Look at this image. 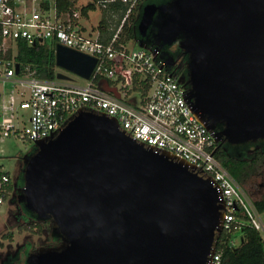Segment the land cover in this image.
Returning a JSON list of instances; mask_svg holds the SVG:
<instances>
[{"label":"water","instance_id":"95a60500","mask_svg":"<svg viewBox=\"0 0 264 264\" xmlns=\"http://www.w3.org/2000/svg\"><path fill=\"white\" fill-rule=\"evenodd\" d=\"M150 28L154 48L143 42ZM136 30L154 59L166 57L155 54L159 45L177 42L186 57L178 80L216 142L264 140V0L146 1ZM54 58L83 79L96 63L60 44ZM22 162L17 201L50 219L60 238L29 252L25 264H207L223 217L209 179L134 140L114 118L79 110Z\"/></svg>","mask_w":264,"mask_h":264},{"label":"built area","instance_id":"2783aa9c","mask_svg":"<svg viewBox=\"0 0 264 264\" xmlns=\"http://www.w3.org/2000/svg\"><path fill=\"white\" fill-rule=\"evenodd\" d=\"M28 1L33 0H0V81L12 83L9 93L0 95V135L33 144L57 133L79 110L102 113L114 118L134 140L185 161L209 179L223 206L221 231L229 233L249 224L264 241V212L255 209L253 200L214 156L213 131L195 116L179 75L170 72L165 59H154L152 49L128 48L118 41V31L106 42L86 34L78 26V11L57 13L53 3L45 8L42 0L28 8ZM139 1L97 0L96 4L101 8L125 5V18ZM19 40L60 44L96 58V63L83 84L40 79L28 67L15 75L8 51ZM97 79L111 81L116 93L102 89ZM135 81L149 83L147 95L142 100L138 94L125 100L126 90ZM23 111L28 112L26 116ZM9 182V174L0 172V203L11 195ZM229 242L235 244L234 239ZM220 259V250L214 246L207 264H220Z\"/></svg>","mask_w":264,"mask_h":264},{"label":"trees","instance_id":"16d2710c","mask_svg":"<svg viewBox=\"0 0 264 264\" xmlns=\"http://www.w3.org/2000/svg\"><path fill=\"white\" fill-rule=\"evenodd\" d=\"M52 1L56 7L57 13H72L76 10L79 12V16L87 17L89 11L95 10L97 0H89L79 8L75 7V0ZM141 1L142 0L136 4V6L128 13L125 18V5L116 4V6L108 5L107 7H100L103 12L97 27L101 28L106 25V11L107 9L109 10L110 8L114 7V10L117 14V24L115 27L119 26L118 32H120L119 35L117 33L118 41L122 43H126L127 40L136 42V40L139 38L138 32L136 30V23L138 13L140 11ZM41 4L43 7L47 8L49 1H42ZM114 30L115 29L112 31ZM145 41H147L146 37L143 39V42ZM146 44L149 45V42L147 41ZM14 52V62L19 65L20 72L24 70L25 67H28L30 70L34 71V75L40 79H56L57 67L55 65L54 49L52 44L42 41L28 45L24 41H18ZM10 55L11 50L8 51V56ZM183 66L184 64L179 67V69L171 68L170 72L180 75ZM98 80L99 79L96 80V84L99 82ZM101 80H104L107 84L109 83L113 85V83L109 80ZM148 88V82L137 83V81H135L132 88L126 90L124 98L127 100L128 96L138 94L139 99L142 100L147 95ZM215 128L218 131L220 130L221 125L218 124ZM215 146L216 148L213 152L214 156L239 185H242L249 174L254 171L256 165L264 160V141H258L256 144L246 143L236 151L230 149V146L223 142H216ZM1 170L3 169L0 166V172L8 173L7 171ZM8 188L11 192L15 191V193H17L11 181L9 182ZM253 204L259 213L264 212V191L257 199L253 200ZM17 210L19 212L18 218L20 219V223H18L19 229L30 230L32 227H35L37 229V233H40L42 230H44L45 233L49 235V245H56L60 242V238L58 236L50 234V227L52 225L50 219H36L30 212L25 210L21 204L18 205ZM242 219L245 218L242 216ZM236 232L240 233L239 242H237L234 237ZM6 237L10 239L11 233L4 235V238ZM230 239H234L235 244H231L229 242ZM215 246L220 250V264H264L263 238L261 234L249 224H245L243 227H241V229L231 231L229 233L221 231ZM30 248L31 244L27 242L25 245H23V247L20 248V251L26 255L32 251L29 250ZM20 256L12 255L8 257L7 261L3 264H13V262L15 263L19 260L21 261L22 259Z\"/></svg>","mask_w":264,"mask_h":264},{"label":"rangeland","instance_id":"374dc122","mask_svg":"<svg viewBox=\"0 0 264 264\" xmlns=\"http://www.w3.org/2000/svg\"><path fill=\"white\" fill-rule=\"evenodd\" d=\"M40 0L28 1L25 3V6L28 8L36 7ZM89 0H75V7L79 8L81 5H84ZM161 2L162 0H158ZM165 1V0H164ZM52 3V0H49ZM103 10L96 4V8L93 11H89L86 19L80 16L79 20L87 26L88 29L94 27L99 21ZM107 12V11H106ZM79 13V12H78ZM110 14V15H109ZM107 16V22L111 28L115 29L113 32L119 31V26L115 27L117 24L116 14H111L109 12ZM112 29V30H113ZM92 30V29H91ZM110 30V31H112ZM120 32H118L119 35ZM125 45L128 48L137 49L140 48L135 41L127 40ZM58 72L64 73L75 83L83 84L85 79L68 72L64 69L57 68ZM4 89V94H8L12 88V83L10 81L0 82V89ZM27 111H23V114L26 116ZM32 147V143L10 135L8 137H2L0 135V166L4 171L9 173V176L18 174L20 157L26 154ZM239 185V184H238ZM239 187L245 192L247 197L250 200L257 199L260 194L264 191V160L259 162L254 171L249 174L245 179L242 185ZM17 200H10L9 197L4 199L0 203V264H3L7 261L8 257L12 255H18L22 259L21 261L13 262V264H25L24 259L26 255L20 251L21 247L27 242L31 244L29 250H36L42 246H49V235L42 230L40 233H37V229L32 227L30 230H21L18 228V223L20 219L18 218V210L16 209ZM11 233V238H4V235ZM237 242L240 239V233L236 232L234 235ZM33 248V249H32ZM22 252V253H17ZM31 252V251H30Z\"/></svg>","mask_w":264,"mask_h":264},{"label":"flooded vegetation","instance_id":"af4514ba","mask_svg":"<svg viewBox=\"0 0 264 264\" xmlns=\"http://www.w3.org/2000/svg\"><path fill=\"white\" fill-rule=\"evenodd\" d=\"M145 1L159 2L158 0H145ZM145 1L144 0L141 1L140 7L142 4H144ZM162 1H164V0H162ZM152 36H153V30L150 28L149 33L145 37H146V40L149 42L148 46L154 48L155 44H154V38ZM148 37H151V38H148ZM147 41H145V43H147ZM158 48H159V50H158L159 55H164L166 57L169 55L171 56L173 64L170 68L179 69V67H181L184 64L180 75L185 74V72H186V68H185L186 57L184 54H182V51L178 49L177 42H174L167 47H166V45H159ZM166 57H165V59H166ZM260 141H264V140H260ZM256 143H253V144H256ZM242 145H244V143L243 144L229 145L230 146L229 148L236 151L237 149L242 147ZM22 166H23L22 157H20L18 174L16 176H14V175L10 176V181H11L12 185L14 186L15 190L17 191V193H15V191L11 192V195L9 196L10 200H12V199L17 200L18 188L20 186V181H21V168H22ZM15 205H16L15 207L17 209L19 203L17 202Z\"/></svg>","mask_w":264,"mask_h":264},{"label":"crops","instance_id":"0c3cea01","mask_svg":"<svg viewBox=\"0 0 264 264\" xmlns=\"http://www.w3.org/2000/svg\"><path fill=\"white\" fill-rule=\"evenodd\" d=\"M42 1H45V0H42ZM41 1V2H42ZM49 1V0H48ZM50 3V2H49ZM52 3H53V1H52ZM54 4V3H53ZM112 6H116V4H111ZM111 7V6H110ZM76 11V10H75ZM109 12L111 13V14H116V12H115V10H114V7L113 8H110L109 10L107 9V12H106V16H105V20H106V25L105 26H107V27H105V26H103V27H101V28H99V27H97V24H98V22H97V24L94 26V27H92L91 29H88L87 28V26L82 22V20L80 21L79 20V17H78V19H77V23H78V26H79V28L82 30V31H84L86 34H90V35H92V36H97L98 37V39L99 40H101V41H104V42H106V40L108 41L110 38H111V36L113 35V31H110L112 28H111V26L108 24V22H107V16H108V14H109ZM89 13V12H88ZM116 16H117V14H116ZM87 17H84V19H86ZM101 18V17H100ZM100 20V19H99ZM97 27V28H96ZM105 27V28H104ZM19 41H22V40H19ZM17 42L18 41H16L13 45H12V47L10 48V50H11V55L10 56H12V59H13V62H14V55H15V49H16V47H17ZM25 42V41H24ZM47 42V41H46ZM26 43V42H25ZM47 43H49V42H47ZM50 44H52V46H53V49H54V51H55V46H56V44H54V43H50ZM28 45H31V44H28ZM15 64H17V63H15L14 62V68H15ZM57 67V66H56ZM57 68H59V67H57ZM60 69V68H59ZM62 70V69H61ZM23 71H25V69L24 70H22L21 72H20V67H19V65H18V73H15V75H20ZM57 73H61V72H58L57 71ZM56 73V74H57ZM62 74H64V73H62ZM65 75V74H64ZM67 77V76H66ZM54 80H58V81H60V82H69V83H75V81H73V80H71L69 77H67V79H54ZM86 80V79H85ZM99 82H97V85L98 86H100L102 89H104L105 91H107V92H109V93H113V94H115L116 93V91L113 89V85L112 84H107L104 80H101V79H99L98 80ZM1 82V81H0ZM6 82V81H5ZM78 84V83H77ZM2 94H4V89H0V95H2Z\"/></svg>","mask_w":264,"mask_h":264}]
</instances>
